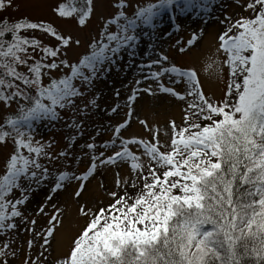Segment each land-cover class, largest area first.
Here are the masks:
<instances>
[{"label":"snow or ice","instance_id":"6c2138e0","mask_svg":"<svg viewBox=\"0 0 264 264\" xmlns=\"http://www.w3.org/2000/svg\"><path fill=\"white\" fill-rule=\"evenodd\" d=\"M233 4L239 13H224L218 20L217 51L223 59L203 69L208 73L215 65L212 74L223 85L220 99L204 93L194 68L179 65L162 44L150 43L135 67L126 112L115 122L94 126L76 156L73 142L56 155L47 151L54 141L37 139L38 128L54 127L63 119L60 112L68 110L65 127L76 130L74 141L83 136L85 123L77 115L118 116L120 104L100 109L95 82L120 71L121 52L133 61L146 29L154 42L170 38L167 29L157 27L165 13L175 17L195 8L208 15L211 0H116L115 13L102 17L100 39L93 37L87 52L73 61L68 59L70 37L51 23L0 17V106L15 105L0 122V145H11L0 174V264L21 254L20 264H264V0ZM94 6V0H73L53 11L62 18L76 14V22L84 25ZM15 8L14 0H0V10ZM110 25L116 30L109 31ZM171 27L178 56L203 37V28L184 39L174 19ZM21 30L53 39L45 43ZM181 85V90L174 87ZM144 95L180 102V122L169 118L149 126L136 112ZM134 118L147 135L131 131ZM106 131L111 138L97 141ZM69 157L87 158L86 171L67 170ZM54 161H64V170L55 171L42 202L29 209L33 194L50 178L46 165ZM96 179L106 200L87 195L88 183ZM73 181L76 187L68 191ZM62 192L64 202L57 199ZM69 198L84 223L55 254ZM37 216L44 217L39 227Z\"/></svg>","mask_w":264,"mask_h":264},{"label":"rangeland","instance_id":"374dc122","mask_svg":"<svg viewBox=\"0 0 264 264\" xmlns=\"http://www.w3.org/2000/svg\"><path fill=\"white\" fill-rule=\"evenodd\" d=\"M63 1L64 0H14L16 8L8 9L7 11L0 10V17H6L9 21L24 17L32 21L43 20L51 23L58 32L70 37L68 59L73 61L81 54L87 52V46L93 37L100 39L99 32L103 26L102 17L103 19H107L115 13L116 9L112 7V5L116 0H94V10L92 11L90 18L82 26L76 22L75 17L71 16L68 18H62L53 11V9ZM130 2L144 4L148 2V0H130ZM211 4L212 7L208 15H205L203 11H197L195 8L183 14L177 13L175 17L165 13L157 27L167 29L171 34L170 38H161L159 41L154 42L152 40L153 33L146 29L141 36L139 46L136 49L137 56L133 58L134 62L129 61L126 52H121V59L116 61V63L120 65V71L117 72L113 69L109 71L102 80L95 82L93 94L96 92L99 93L97 103L99 104L100 109L120 104L122 106L120 114L116 117H109L106 112L100 111L90 118H84L77 115L78 120L84 119L85 121L82 128L83 136L76 137L75 140L72 141L71 138L75 135L76 130L70 125L65 127L71 114L68 110L61 111L60 115L63 119L55 123L54 127L42 124L38 128L37 139L42 137L43 142L44 140H49V138H51L54 141L47 151L56 155L60 151L66 150L69 142H73L75 144V148L72 150L73 156L79 155L81 146L86 140H88V137L93 134L94 126L99 127L101 123L106 125L110 119L115 122L122 118L124 112H126V108L123 107L126 95L131 93V88L135 83V67L140 63V58L143 57L144 52L149 50L147 45L150 43H158V45L162 44L163 46L161 50L166 51L169 57L174 59L179 65L194 68L199 74L200 83L203 86L204 93L206 95H211L214 99H220L222 97L223 85L220 83V80L212 74L215 65H212V67L208 69V73H205L203 69L205 64L209 63L211 60H216L217 58L223 59L221 54L217 51V33L222 28V25L218 23V20L223 18L224 13L232 15L233 12H236L238 14L239 9L235 8L233 0H211ZM125 10L130 11V9ZM173 19L180 25L178 35L184 39L188 38L191 30L203 28V37L199 40L197 46L191 47L182 56L176 55L174 48L172 47V43L177 37V33H175L174 29L171 27ZM115 30L114 25L109 26V31ZM21 34L37 35L38 38H42L45 43H50L53 39L46 36L39 37L38 32H34L33 30H21ZM76 40H79L78 46L75 44ZM126 61L130 64V67H128L127 70L124 69ZM224 73L226 75V68L224 69ZM162 82L165 85L168 84L166 78ZM145 83H151V81ZM174 87H177V90L182 89V85ZM116 90L120 93L118 98L113 95V92ZM84 99L86 101L87 97ZM77 104H79V101H77ZM11 112H15L14 104L8 108L0 106V122L3 121L5 113ZM136 112L140 119L147 121L149 126L152 124L164 125L169 118H174L176 122L179 123L182 116L181 103L170 99L167 96H160L158 100L154 101L151 97L144 95L143 99L136 103ZM131 131L141 135H147V133L143 132L138 120L135 118L132 121ZM110 138V131L102 132L101 135L96 137L97 141L109 140ZM10 148V144L7 146L0 145V174L4 171V161L9 154ZM84 151H87V149H84ZM67 159L71 161V167L67 170L74 171L77 174L86 171V165L88 163L87 158H83L80 161L73 160L71 157ZM41 162H44L43 158H41ZM46 166L49 167L50 178L33 194L31 201L27 205L29 209L35 208L39 202H42L43 194L48 190V185L54 183L55 171L64 170V161H54ZM99 183V179L89 182V191L87 195L90 199L95 198L97 201L106 200L107 198L105 194L100 190ZM75 187V181L71 182L68 186V191H71ZM57 199L64 202L65 193H60ZM52 203H56V199H54ZM48 211H51V209ZM36 219L38 221L37 227H39L40 224L44 222V217L37 216ZM83 223L84 218L78 215L75 201L69 198L67 202L64 203V223L63 227L57 232V244L54 246L55 254H59L65 250L69 243V238L80 229ZM0 239H2V237H0ZM17 246V244L12 245V247ZM22 258L23 256L21 254L20 258L15 261L10 260L9 264H20Z\"/></svg>","mask_w":264,"mask_h":264},{"label":"trees","instance_id":"16d2710c","mask_svg":"<svg viewBox=\"0 0 264 264\" xmlns=\"http://www.w3.org/2000/svg\"><path fill=\"white\" fill-rule=\"evenodd\" d=\"M62 3H65V4H68V5H71V4L73 3V0H64ZM76 6H79V3H78V2H77V4H76ZM72 16L76 18V14H73ZM89 18H90V17H89ZM89 18H88V19H89ZM88 19H86V21H87ZM86 21H85V22H86ZM81 26H82V25H81ZM24 154L27 155L26 152H24Z\"/></svg>","mask_w":264,"mask_h":264},{"label":"bare ground","instance_id":"6f19581e","mask_svg":"<svg viewBox=\"0 0 264 264\" xmlns=\"http://www.w3.org/2000/svg\"><path fill=\"white\" fill-rule=\"evenodd\" d=\"M103 3V2H102Z\"/></svg>","mask_w":264,"mask_h":264}]
</instances>
